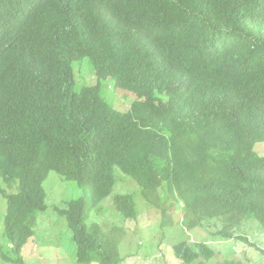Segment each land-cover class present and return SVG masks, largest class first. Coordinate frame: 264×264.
I'll return each instance as SVG.
<instances>
[{
    "label": "trees",
    "instance_id": "trees-1",
    "mask_svg": "<svg viewBox=\"0 0 264 264\" xmlns=\"http://www.w3.org/2000/svg\"><path fill=\"white\" fill-rule=\"evenodd\" d=\"M84 58L133 96L129 111L107 102L99 83L75 91L72 63ZM260 142L264 0H0V178L17 186L3 194V263L24 264L51 171L83 190L55 208L74 264L123 262V231L87 224L113 191L115 167L161 209L162 227L180 208L188 229L217 220L215 235L232 239L255 218L264 233ZM112 204L137 218L132 196ZM173 253L184 264L214 256L204 243Z\"/></svg>",
    "mask_w": 264,
    "mask_h": 264
},
{
    "label": "rangeland",
    "instance_id": "rangeland-1",
    "mask_svg": "<svg viewBox=\"0 0 264 264\" xmlns=\"http://www.w3.org/2000/svg\"><path fill=\"white\" fill-rule=\"evenodd\" d=\"M75 77V91L82 87L95 84L93 69L88 59L72 64ZM112 80H101L103 97L117 110L126 112L133 101L113 91ZM254 151L264 156V142L255 144ZM115 186L111 195L106 198L98 211L90 214L87 224L97 223L103 231L108 232L113 227L123 231L120 238V252L123 257L121 264H184L176 258L172 246L186 242L193 246L205 242L214 251V257L208 261L197 260L191 264H224L229 260L240 261V264H264V233L260 223L255 218H249L246 229L237 234L248 233L250 243L241 240H225L215 235L220 223L213 220L203 227L185 229L180 208L173 215V226L161 228L160 211L150 207L141 196V189L133 180L114 168ZM45 204L47 209L37 212L34 217L33 237L23 247L24 264H74L75 245L71 232L64 217L59 216L55 208H65L67 202L83 196V190L76 182L67 181L55 172H49L43 182ZM1 188L7 193L15 192V187L8 188L1 183ZM161 191V190H160ZM115 195H130L135 203L137 219L127 220L118 214L112 206L111 199ZM165 201L166 194L161 192ZM6 214V202L0 195V245L8 254L9 244L2 237V227ZM246 236V235H245ZM210 241V242H206ZM216 250V251H215ZM0 264H5L0 259ZM96 264V263H93Z\"/></svg>",
    "mask_w": 264,
    "mask_h": 264
},
{
    "label": "clouds",
    "instance_id": "clouds-1",
    "mask_svg": "<svg viewBox=\"0 0 264 264\" xmlns=\"http://www.w3.org/2000/svg\"><path fill=\"white\" fill-rule=\"evenodd\" d=\"M85 59V58H84ZM87 59V58H86ZM83 60V59H82ZM81 60V61H82ZM80 61V60H79ZM75 62H78V61H75ZM74 63V62H73ZM72 63V64H73ZM72 70H73V67H72ZM73 73V76H74V72H72ZM93 75H94V72H93ZM94 77H95V84L94 85H92V86H88V87H93V86H95L97 83H99L100 84V89H101V80L102 81H104V80H107V79H111L112 80V78H109V77H107V78H104V79H98V77H96L95 75H94ZM74 83H75V77H74ZM112 85H113V91L114 92H116V93H118V94H120L121 96H124V97H126V98H131V99H134L133 98V96H131V95H127V96H125L124 95V93H122V92H120L119 90H117V88H115V85H114V81L112 80ZM82 88H85V87H82ZM81 88V89H82ZM74 89H75V85H74ZM80 89V90H81ZM79 90V91H80ZM78 91V92H79ZM101 95L102 96H104L103 95V93L101 92ZM104 98V97H103ZM105 99V98H104ZM106 100V99H105ZM107 101V100H106ZM108 102V101H107ZM111 104V103H110ZM132 104V103H131ZM112 105V104H111ZM113 106V105H112ZM131 106V105H130ZM114 107V106H113ZM115 108V107H114ZM116 109V108H115ZM117 110V109H116ZM129 110H130V107H129ZM128 110V111H129ZM117 111H119V110H117ZM119 112H121V111H119ZM127 112V111H126ZM260 143H262V142H260ZM257 144V143H256ZM254 147H255V145H254ZM259 156H263V155H259ZM51 172H53V171H51ZM57 174V173H56ZM60 176V175H59ZM61 177V176H60ZM62 178V177H61ZM64 179V178H63ZM65 180V179H64ZM67 181H70V180H67ZM44 182V181H43ZM1 183H3L4 185H6L2 180H1V178H0V189H1V191H2V193H0V195L3 197V194H15L16 193V191H17V186H13V187H15V192H12V193H7V192H5V191H3V189L1 188ZM43 185V184H42ZM7 186V185H6ZM8 187V186H7ZM8 188H11V187H8ZM111 195V194H110ZM109 195V196H110ZM108 196V197H109ZM116 196V195H115ZM142 196V195H141ZM107 197V198H108ZM4 198V197H3ZM143 198V197H142ZM5 199V198H4ZM161 199V198H160ZM72 201V200H71ZM161 201H162V199H161ZM165 201H166V199H165ZM165 201H162V202H165ZM5 202H6V200H5ZM70 202V201H69ZM146 202V201H145ZM111 203H112V199H111ZM167 203V202H166ZM102 204V203H101ZM168 204V203H167ZM46 205V204H45ZM134 205H135V203H134ZM149 205V204H148ZM164 205V204H163ZM166 205V204H165ZM112 206H113V204H112ZM150 206V205H149ZM150 207H152V206H150ZM7 208V207H6ZM56 208H59V207H56ZM65 208H66V205H65ZM65 208H59V209H65ZM101 208V207H100ZM153 208V207H152ZM113 209H114V207H113ZM178 209L179 208H177V211H178ZM115 210V209H114ZM136 210V209H135ZM159 211H160V215H161V209H158ZM98 211V210H97ZM176 211V212H177ZM40 212H42V211H40ZM175 212V213H176ZM57 213V212H56ZM118 213V212H117ZM174 213V214H175ZM180 213H181V216H182V219H183V221L185 220L184 219V217H183V215H182V211H181V209H180ZM58 214V213H57ZM119 214V213H118ZM36 215V214H35ZM59 215V214H58ZM121 215V214H120ZM60 216V215H59ZM122 216V215H121ZM35 217V216H34ZM62 217V216H61ZM123 217V216H122ZM124 218V217H123ZM137 219V218H136ZM249 219V218H248ZM248 219H246V220H244L243 222H242V225H241V231H242V229L244 230V229H246L247 228V226H248V223L246 222ZM127 220H131V219H127ZM213 221V220H212ZM219 222V221H218ZM34 223V218H33V220H32V224ZM220 223V222H219ZM173 224H174V221H173V216H172V224H168L167 226H165V227H162L161 226V221H160V227L163 229V228H169V227H171V226H173ZM204 226V223H202L199 227L201 228V227H203ZM261 226V225H260ZM115 228H117V227H115ZM262 228V227H261ZM118 229V228H117ZM185 229H187L188 230V226L185 224ZM118 230H120V229H118ZM240 230L238 231V232H240ZM34 231V230H33ZM237 232V233H238ZM234 234V238H232V240H241L242 242H244V243H248L249 242V239L251 238V236L250 235H248V233H245V235L244 234H242L243 235V237L242 236H240L241 234ZM122 235H123V233H122ZM121 235V236H122ZM2 237H3V239H4V241L6 242V243H8L6 240H5V238H4V236H3V227H2ZM33 237V236H32ZM31 237V238H32ZM219 237V236H218ZM31 238H29V240L31 239ZM223 239V238H222ZM28 240V241H29ZM225 240H229V239H225ZM206 242H210V241H206ZM180 243H183V242H180ZM180 243H177V244H180ZM184 243H186V242H184ZM201 243V242H200ZM202 243H204L205 244V242H202ZM211 243V242H210ZM9 244V243H8ZM26 244H27V242H26ZM25 244V245H26ZM177 244H175V245H177ZM188 244V243H187ZM196 244H198V243H196ZM195 244V245H196ZM249 244H250V246H252V247H254L255 245H254V243H250L249 242ZM24 245V246H25ZM175 245H173L172 246V251H173V247L175 246ZM189 245V244H188ZM206 246H208L207 244H205ZM0 246H2V245H0ZM23 246V247H24ZM191 246V245H190ZM3 247V246H2ZM10 247H11V244H9V250H10ZM23 247H22V250H23ZM3 250H4V247H3ZM8 250V251H9ZM216 251V250H215ZM4 252H5V250H4ZM174 254V253H173ZM215 254V253H214ZM175 256V255H174ZM21 257H23L22 256V251H21ZM176 257V256H175ZM214 257V256H213ZM177 258V257H176ZM23 260H24V258H23ZM181 261V260H180ZM235 261V260H234ZM235 262H239V263H241L240 261H235ZM8 264H11V263H8ZM225 264V263H224Z\"/></svg>",
    "mask_w": 264,
    "mask_h": 264
}]
</instances>
